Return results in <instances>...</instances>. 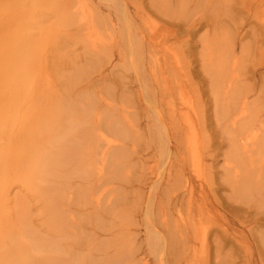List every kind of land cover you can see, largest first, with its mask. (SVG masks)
Masks as SVG:
<instances>
[{
    "label": "bare ground",
    "instance_id": "6f19581e",
    "mask_svg": "<svg viewBox=\"0 0 264 264\" xmlns=\"http://www.w3.org/2000/svg\"><path fill=\"white\" fill-rule=\"evenodd\" d=\"M174 1L153 0L151 5L158 12L166 15L174 10L169 11ZM231 1L227 4L232 8L231 3L234 2ZM73 2L54 0V4L58 6L56 9L47 3L40 13H36L37 9L34 5L40 4L39 0H0V264H148L144 256L143 243L138 239V233L115 231L111 228L106 229L104 226L101 228H105L103 230L105 232L98 239L94 235L91 237L92 247L95 250L86 253L89 249L87 235L75 229L78 224L74 225V217H71V221L74 222L73 226L70 223L66 229L63 217L66 212H77L85 206L82 198L75 194L72 196L78 197H68L60 204L56 203L58 191L54 187V181L57 176L61 175L63 167L67 165L73 167L76 161L74 158L72 160V157H79L77 159L79 164L76 166L84 163V166L81 165L84 171L79 172L78 168L73 169L67 180L69 184L77 183L75 180L77 176L89 174L96 177L91 179V182H98L111 172L109 169H115V163H120L122 160L117 156L127 149L121 143H113V137L99 128L101 121L110 119L112 116L110 112L106 115L98 112L90 115V112L79 111L72 102H65L59 95V86L55 83V78H58L60 73L56 65L58 60L67 55L68 44L80 39L92 49H97L98 45L103 44L99 37L100 31L99 36L97 33L100 25H97L95 17L99 11L95 12L92 9L90 11V8L87 10V6L85 8L79 6V9L71 10ZM212 3L223 7L225 0H213ZM224 7L227 10L231 9H228L227 5ZM45 8L46 10L43 11ZM182 9L185 10L184 7ZM56 10L61 19L60 24L64 21L66 28H69L68 32L61 28L46 29L42 25V21L51 18ZM71 15H78V17ZM176 15L177 13L172 16ZM67 16L71 19V23L67 22ZM78 19L80 23H77ZM58 22L60 21L57 20L55 26L59 25ZM197 22V20H190L179 28L193 35L191 33L198 30L199 22ZM203 24L208 26L207 23ZM204 25L201 24L202 27ZM71 26L75 27L71 30ZM252 28L254 29H248L261 35L264 32L262 26L256 27L255 25ZM126 29L124 31H127ZM159 30L161 32V29ZM219 32L216 30L215 34L210 33V35L204 33V36L205 34L208 36L201 41V44L203 42L204 47L208 48H205V51L208 56L210 55L211 60L208 57L210 62L206 61L208 59L205 60L206 63L201 62L198 56L196 57L200 61L201 68L207 71L208 84L202 85L204 86L203 92L207 96L206 100H209L208 104L212 105L209 112L206 111L203 99H200L201 102L198 104L192 97L193 101L185 98L186 100L182 99V102L180 100L181 104L176 105L168 98L170 90L167 83H160L162 81L160 79L158 84L164 85V89L159 93H153V106L148 108L150 112H146L148 110L143 103H141V112L134 111L138 126L135 130L139 138L144 137L142 136L145 131L142 128L143 119L149 116L150 119L152 118L150 123H153L156 128L154 141L163 139L162 142L155 141L153 147H146L154 151L155 155H159L154 165L150 167L148 176L154 192L151 203L157 209L156 212L154 211L156 218L147 220L148 226L145 227L147 245L159 264H264V105L258 102V96L252 97L246 84L242 81V83L238 82L240 77L238 81L235 80L238 76L237 72L242 73L243 70L232 63H243L238 59L244 57V51L247 49L245 47L247 45L243 44L247 34L236 32L238 34L233 37L230 34ZM53 33L57 35L51 37ZM132 33L129 34L132 35ZM125 36L129 37L131 47V41L135 39L131 40L130 35L125 34ZM102 38L104 41L107 40L104 36ZM112 38L116 40L115 35ZM41 40L55 41L50 45L52 55L47 51L42 52L39 48L44 43ZM178 41L176 42L180 43ZM260 42V40L254 41L255 44ZM239 45L243 54L240 53L242 56L237 59L236 47ZM149 47L148 50L151 48ZM203 51L204 49L201 52ZM231 51L235 53V57ZM168 52H166L167 55ZM172 54L170 53L171 57L175 56ZM230 54L237 61L230 56L234 62L231 61ZM152 56L151 54L149 57ZM228 58L233 67L238 66L237 71L233 68L236 72H233L231 77H228L229 72H226L228 69L226 66L230 64ZM158 59L154 61H159ZM175 59L178 60L177 57ZM182 60L187 62L184 57ZM182 60L179 59L177 62H183ZM160 61L162 62L161 59ZM154 63L156 67L158 63ZM177 64L181 67V63ZM260 64L264 65L263 62ZM258 67L250 70L251 76L259 75L264 82V69ZM181 68L177 69L181 70ZM229 70L231 72V68ZM158 78L159 75L155 79L158 80ZM157 80H154L156 84ZM186 90L184 94L189 97L188 92L190 91L186 92ZM251 91H254L253 95L257 92L253 87ZM161 97L165 98V106H163ZM198 98L196 101H199ZM65 104L68 109H63ZM74 110L77 111L73 112ZM123 110L121 108L122 112ZM129 113L130 111L125 109V117H128ZM119 119L120 116L114 118L113 125L109 127L110 131H114L113 136L122 132L117 125L120 123ZM84 126L80 135L70 137L73 132L79 131ZM64 127L65 129H61ZM212 128L214 133H210ZM57 130L65 131L56 132ZM65 135L70 138H66ZM69 139L71 142H68ZM93 146L97 151L96 154L99 153V156L102 154V157L100 158L101 163L98 162L94 170L89 171V165H92L91 161L95 156L90 154L95 153ZM186 151L191 155L193 162L185 157ZM202 152L207 154L206 158H203ZM83 158L86 160L84 161ZM111 165L112 168H110ZM115 176V174L111 175L113 179ZM115 179L114 181L117 180ZM222 189H227V192L222 193ZM104 190L106 191L107 188ZM196 193L198 194L195 195ZM101 195L102 193L94 197L98 203ZM164 199L166 204H164ZM108 200L110 201L106 203L104 211L111 209L108 211L110 214L115 210L112 207L118 205L113 199ZM223 200L227 201L226 204ZM72 204H76L77 207H72ZM141 204L144 206V202ZM171 205L180 213L174 216V220L170 218L171 214L167 215ZM207 211L209 213L215 211L216 214L206 218L196 217L197 214L202 216ZM227 211L230 212V216L226 215ZM49 215L57 217L58 231L46 235L35 226L34 217L41 222V219H48ZM49 224L53 225V221L49 220ZM93 237L97 240H93ZM68 239H74V241L67 242ZM200 248H202L201 256L199 255Z\"/></svg>",
    "mask_w": 264,
    "mask_h": 264
},
{
    "label": "rangeland",
    "instance_id": "374dc122",
    "mask_svg": "<svg viewBox=\"0 0 264 264\" xmlns=\"http://www.w3.org/2000/svg\"><path fill=\"white\" fill-rule=\"evenodd\" d=\"M39 1L40 4L37 3L34 5V7L37 9V10L34 9L36 10L35 11L36 13L37 12L40 13L47 3H49V6L52 7L53 9H56L58 7L57 5L54 4V0H39ZM152 1L153 0L151 1L149 0H127V1L126 0H80V1L71 0V2H73L71 4L72 5L71 10L75 11V9H79V6L80 7L82 6V8H85L87 6L86 7L87 10L90 8V11L91 9L95 10V12L99 11V13L97 12L95 14V17L97 18L96 19L97 25H100L98 26L97 33L100 31L99 33L101 35L98 33V36L100 35L99 37H101L103 44L101 46L98 45L97 49L89 48V46L85 44L81 39L79 41H75L73 43L70 42L68 44L69 51L67 55L63 57L61 60H58V63L56 65V68L60 73L59 77L55 78V83L57 84V86H59V95L60 97L63 98L65 102L70 101L72 102L73 105L75 104L78 107V110L81 112H90V115H92L94 112H98L99 114L102 115H106L108 114V112H110L112 114L110 119H104L103 121H101L99 123L100 124L99 128L104 132H108L113 137L114 139L113 143L115 144L121 143L125 145L127 149L124 150L125 154L123 152L120 154L123 158L120 157V155L117 156L118 159L121 158L122 160H120V163H115V169L112 168V165L111 167L109 166L110 168H112L111 170L109 169V171L111 172L103 176L101 178V181L98 182H91V179L96 177L93 174H89V175H83L81 177L77 176L75 179L77 180V183L69 184L67 180L69 179V176L72 174L73 169L78 168L79 172L84 171V167H83L84 163L81 164L83 166L81 165L76 166L79 164L77 161L79 157L78 156L72 157V160L74 158V161H76L77 164L76 162H74L73 167L71 165H67L66 167H63L61 171V175L57 176L56 180L54 181V187H56L58 191L57 201H56L57 204H60L62 201H65L66 198L68 197L79 196V198H82V202L84 203L85 206L81 207L77 212H72L74 214L66 212L63 215V217H64V224L66 229L69 227L70 223H72L73 226L74 222L71 221V217H74L75 219L74 225L78 224L77 227L75 226V229L77 228L79 233L87 235V239H88L87 242L89 249L86 251V253L95 250L92 247L93 245L91 243V237L94 235V237L98 239V237L103 232H105L103 231L105 228L106 229L111 228V230H115V231H121V232L130 231L131 233H138V239L139 241H141V243H143V248L145 249V253H144L145 260H148V264H159L158 260L154 258L153 254L151 253L149 246L147 245V239L145 237L147 234L145 228L146 226H148L147 222L149 221V219L154 220V218H156V214L154 213V211L155 212L157 211V209L154 208L153 204L151 203L153 201L154 192L152 191L148 176L151 169L150 167L154 165L156 160L159 158L158 154L155 155L153 153L154 151L147 149L146 147L147 146L153 147V145L155 144L154 142L155 141L157 142L158 139L154 141L156 128L154 127L153 123H150V120L152 118L150 119L148 115H147L148 117L146 116L147 117L146 119L145 118L143 119V123H142L143 131L145 129L146 132L144 131V134H142V136H144L143 138H139L138 132L136 131L138 127L136 125L137 117L134 118V116H136L134 114V111L135 110L137 112L142 111L141 103L145 105L147 110L150 106H153V99H152L153 98L152 96H154L153 93L155 92L159 93V91H163L164 85L162 86V84H164L165 82L167 83V87L170 90L168 98L173 102H175L176 105L181 104V102L183 101L182 99L186 100L190 98V101H193L192 99H195L194 102H198V104L203 99L204 101L203 103L206 107V111L209 112L212 105L208 104L209 100H206L207 96L206 94H204L205 92H203L204 86L202 85L204 83L208 84V80L206 77L207 71L205 72V70L201 68L200 61L204 62L206 59H208V57L210 60L211 58L210 55L208 56V54L206 53L207 51H205V48L207 47L206 46L204 47L205 44L202 42L203 44L202 45L201 41H203L205 37L210 35V33L215 34L216 30L220 31L219 33L221 34L224 32L234 37L235 35L238 34L236 32L243 33L246 30L247 31L250 30L251 32L254 29L252 28V26L255 27V25L256 27L262 26V28H264V0L263 1L257 0L258 2H255L256 0H252V3L254 5L251 3V0L250 1L232 0L231 2H234L231 3L232 8L231 5H229L230 0H225V3H223V7L227 5L228 9L230 8H231L230 10L234 9L236 12L235 11L231 12L230 10L225 9V7L224 8L220 7V4L212 3L213 0H188L187 2L183 0H175L173 3L174 5L170 6L169 11L171 12V10L173 9L176 11L173 10L172 13H168V14L166 13V15H164L165 13L162 14L158 12V10L151 5ZM146 4L148 6H146ZM149 5H151L152 7ZM183 7L185 8L186 12L184 9H182ZM247 7H249L250 9ZM220 8H222L221 11ZM45 10L46 8L43 11ZM180 10L183 12H181ZM176 13L178 16L177 15L172 16L175 15ZM234 13L236 15H234ZM149 14H152V16L154 15V17H156L155 18L156 21L155 19L153 21L154 17L152 18L151 15L150 17ZM71 16L72 17L74 16L75 18L76 16L78 17V15H71ZM67 18L68 21L67 19L66 21L68 23H71V19L69 18V16H67ZM157 19H158V23H157ZM57 20H59L60 22H58L59 25L55 26ZM190 20H197L202 25H204L203 23H207L208 26L204 25L202 27L201 24L197 22L199 25L197 28L198 30L196 29L197 31H194L193 33H191L193 35H190L189 32H187L186 30L182 31V29L180 30L179 28L182 24H185L187 21ZM164 21L167 22V24H165ZM60 23H61V19L58 10L54 11V15L51 18H47L44 19V21H42V25L46 27V29L55 30L61 28L63 31L68 32L67 29L69 28H66V26L64 25V21L62 24ZM77 23H80V19H78ZM249 23H251L252 25H250ZM248 24L250 26H248ZM237 26H239L238 29ZM74 27L75 26L73 27L71 26L70 27L71 30ZM230 27L234 28L233 31L232 28ZM247 27L251 28L252 30L248 29ZM100 29H102L103 31ZM125 29L128 32L129 31L131 33L133 32L132 35L129 34L130 32L128 33L127 31H124ZM159 29H161V32ZM230 29L232 32L229 31ZM148 31L150 32L154 31L155 33L154 32L150 33ZM185 31L187 33H185ZM104 32L107 35H105ZM204 33H209V34L208 35L205 34L204 36ZM125 34L132 36L130 37L131 40L135 39L131 41L134 46H132V44H130L131 47L129 46V37L125 36ZM163 34H165V36ZM188 34L190 36H188ZM197 34L198 35L200 34L201 36L200 35L198 36ZM246 34L247 35L243 40V44L248 46L245 47L247 48L246 51L248 50L249 52L247 51L248 52L247 53L246 51H244L243 54L241 52V46L240 45L237 46L236 47L237 48L236 55L238 54L237 59L240 56H242V54L245 58L240 57L238 59L239 62L240 60L243 62L242 64L241 63L239 64L237 62L232 63L240 67L236 65L233 67V65L231 64V61H233L231 57L232 55L233 57H235L236 55H234L235 53L231 51L232 55L231 54L229 55L231 61L228 58L230 64L228 63V60H226V62L228 63L226 66V69L228 68L226 72H229L230 76L228 75V77H231L233 72H236L238 68L240 69L242 68L243 72L240 73L238 71L237 72L238 76L236 77L237 79L235 78V80L238 81L239 79L238 77H240V80L238 82L242 81L244 84H246V86L249 87L248 90L249 93L252 94V97L258 96L259 97L258 102L261 105H264V82H262V79L259 78V75L256 77H252L251 76L252 73L250 71L251 69H253V67L255 69L257 66H259L258 68L260 69H264V65L262 64L263 66H261L260 64L262 62L264 63V32L262 33V35L257 34L255 31H252L251 33H249L248 31V33ZM56 35L57 34L53 33L51 37H55ZM114 35L116 40L112 38ZM103 36L104 38H107L108 41L106 39L104 41L102 38ZM133 36L136 37L134 38ZM161 36H163V38ZM38 37L40 38V35ZM152 38H154L155 41L154 39L152 40ZM257 38L261 42L255 44L254 41L255 42L259 41ZM178 40L180 41L181 44L176 42ZM194 40L196 41L194 42ZM162 41L165 43H163ZM53 42L55 41L54 40L48 42L44 41L43 46L39 48L42 50V52L47 51L48 54L52 55V50L50 45L53 44ZM196 42L197 44H195ZM120 43L123 44L121 45ZM148 43H150L151 45ZM163 44H165V46ZM148 47L150 48L149 50ZM170 47L171 48L173 47L172 48L173 50ZM180 48L181 50H179ZM196 48L199 51L200 50L202 51L204 49L205 53H203L204 51L203 52L200 51L201 52L200 53ZM174 49H176V52H174ZM165 50L166 52L169 51L170 53H173L172 55L175 54V56H173L174 58L171 57L169 52L167 55ZM177 50L179 51V54H177L178 53ZM194 51L196 52L193 53ZM164 53L166 54V57ZM151 54L153 56L149 57ZM185 54L187 55L190 54V56L189 55L187 56ZM192 54L194 56L191 57ZM178 55H180V57ZM197 56L200 59V61H198V59L196 58ZM175 57H177L178 60L179 59L182 60L184 57V59H186L187 62L185 60H182L183 62L181 61L177 62L178 60H176ZM186 57H188L189 59ZM156 59H158L159 61L161 59L162 60V62L160 61L161 64H159L160 63L159 61H154ZM237 59L235 61H237ZM165 60L166 63L164 64ZM208 60L206 61L210 62V60L209 61ZM154 62L158 63L156 64L157 65L156 67ZM184 62H186V64H184ZM175 63L176 64L181 63L182 68L180 67V64L176 65ZM158 65L159 67L162 68L160 69ZM244 65H246V67ZM187 67H189L190 69H188ZM199 67L201 68V70ZM177 68H181V70ZM230 68H231V72L229 70ZM233 68H236V71L235 69L233 71ZM154 75H156V77H154ZM158 75L159 78L157 80L155 78H157ZM159 79L165 81L163 82L160 81V83L162 84L159 85L158 84ZM154 80L158 81L157 84L156 81L154 82ZM179 85L181 87H178ZM154 86L155 88H157L156 90ZM251 87L257 90L256 94L253 95L254 91H251ZM151 89L153 92L151 91ZM184 90H186V92H188V90L190 91L188 92L189 97H187L188 95L185 96ZM179 91H181V93H179ZM141 95L144 96L142 97ZM200 95H203L204 97ZM161 98H162L163 106H165V98L164 97ZM196 98H198L199 101H196ZM146 101L147 103L150 102V104L149 103L147 104ZM121 108L124 109L123 112L121 111ZM63 109H68L66 104L63 106ZM125 109L130 111L128 117L127 116L125 117ZM75 111L77 110H74L73 112ZM146 112L148 113L150 111L148 110ZM118 116H120L119 119L120 123H118L117 125L122 132L121 134H116L115 136H113L112 134L114 133V131H110L109 127L113 125L112 121L114 120V118H117ZM127 119L128 121H126ZM147 124L149 125L147 126ZM84 128L85 126L79 131L73 132L70 135V137H72L73 135H80L81 132L84 130ZM61 129H65V127ZM62 131L65 130H57L56 132H62ZM211 132L214 133V129L211 130L210 133ZM65 137L70 138L67 135H65ZM160 141L162 142L163 139H161ZM68 142H71L70 139L68 140ZM93 148L95 153L93 152L90 154L95 155L94 157H96V159H94V157L92 158L93 162L91 161L92 165H89V169H90L89 171L94 170V167L99 163H101L100 158L102 157V154L100 153L101 155L99 156V153L96 154L97 151L95 150L94 146ZM184 155L188 159V161L193 162L191 155L187 151L185 152ZM202 155L203 158L207 157V154L205 152H202ZM84 159L85 158H83V160ZM107 160L108 158L106 159V161ZM221 163H223L222 160ZM138 166H140V168ZM114 174L116 175L114 179L116 178L118 181L116 179H115L116 181H114V179L111 177V175L113 176ZM110 178H112L113 180ZM105 188H107L106 191L104 190ZM198 190H196V192ZM221 192L225 193L227 192V189H222ZM101 193L102 195L98 203L94 199V197H96ZM75 194H78V196H72ZM197 194L198 193H196L195 195ZM120 195L122 196L121 198ZM108 199H113V201L117 202L118 205L116 207H112V209L114 208L115 210L110 214L108 213V211L111 209L104 211L106 203L110 201ZM163 201L165 202V199ZM141 202L142 203L144 202L143 204L144 206H142ZM223 202L226 204L227 201L223 200ZM148 204H150V206ZM164 204H166V202ZM71 206L77 207L76 204H72ZM147 207L149 208L153 207V208H151L152 209L151 210ZM169 207L170 210H168L167 215L171 214L172 216L171 217L168 216V217L174 220V216H177V214L180 213L177 211V209L173 208L172 205ZM141 209H143L142 211L144 213L140 211ZM148 211L149 213H147ZM227 212L228 214L226 215L230 216V212L229 211ZM214 213L216 214L215 211L214 212L210 211V213L207 211L203 213L202 216L201 214L200 216L199 214H197L196 217L206 218ZM149 214H151V216ZM49 220L53 221V225L49 224ZM34 224L43 234L46 235L54 231H58V221H57V217L54 215L53 216L49 215L48 219H41V222L38 219H36V217H34ZM102 226H104L105 228H101ZM236 226H238L239 228L241 227L240 225H236ZM94 237L93 240L95 239ZM73 241L74 239L72 240L68 239L67 242H73ZM138 243L140 244V242ZM201 249L202 248L199 249L200 256L202 254Z\"/></svg>",
    "mask_w": 264,
    "mask_h": 264
}]
</instances>
